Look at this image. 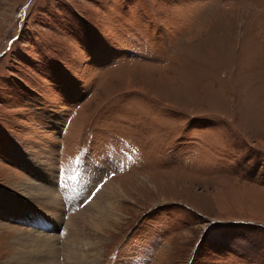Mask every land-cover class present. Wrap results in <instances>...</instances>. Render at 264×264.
Listing matches in <instances>:
<instances>
[{
  "label": "rangeland",
  "instance_id": "obj_1",
  "mask_svg": "<svg viewBox=\"0 0 264 264\" xmlns=\"http://www.w3.org/2000/svg\"><path fill=\"white\" fill-rule=\"evenodd\" d=\"M48 149L122 187L99 264H264V0H0V191Z\"/></svg>",
  "mask_w": 264,
  "mask_h": 264
},
{
  "label": "bare ground",
  "instance_id": "obj_2",
  "mask_svg": "<svg viewBox=\"0 0 264 264\" xmlns=\"http://www.w3.org/2000/svg\"><path fill=\"white\" fill-rule=\"evenodd\" d=\"M22 161L34 178L21 184L22 191L17 196L0 191V209L4 217L25 222L35 230L27 229L18 234L9 264H63L60 254L64 264H99L108 243H105V232L110 229L107 221L110 219L117 224L123 215L114 209L124 199L120 183L113 178L104 180L103 175L101 180L95 179L91 173H98L100 167L81 165L67 177L72 186L64 190L67 199L58 198L54 153L48 149L42 156L22 157ZM96 180L101 181L100 186L95 185ZM86 196L88 203L65 218L68 202L72 207Z\"/></svg>",
  "mask_w": 264,
  "mask_h": 264
},
{
  "label": "snow or ice",
  "instance_id": "obj_3",
  "mask_svg": "<svg viewBox=\"0 0 264 264\" xmlns=\"http://www.w3.org/2000/svg\"><path fill=\"white\" fill-rule=\"evenodd\" d=\"M99 189H97V191H98ZM93 195H94V193H93Z\"/></svg>",
  "mask_w": 264,
  "mask_h": 264
}]
</instances>
